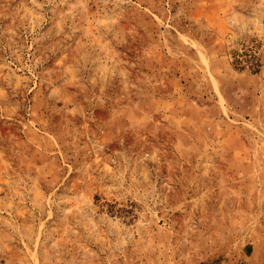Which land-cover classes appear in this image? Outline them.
Here are the masks:
<instances>
[{
	"label": "rangeland",
	"instance_id": "rangeland-1",
	"mask_svg": "<svg viewBox=\"0 0 264 264\" xmlns=\"http://www.w3.org/2000/svg\"><path fill=\"white\" fill-rule=\"evenodd\" d=\"M262 262L264 0H0V264Z\"/></svg>",
	"mask_w": 264,
	"mask_h": 264
},
{
	"label": "crops",
	"instance_id": "crops-1",
	"mask_svg": "<svg viewBox=\"0 0 264 264\" xmlns=\"http://www.w3.org/2000/svg\"><path fill=\"white\" fill-rule=\"evenodd\" d=\"M251 258H252V256H251ZM251 261H253V259H251ZM262 263H264V262H262Z\"/></svg>",
	"mask_w": 264,
	"mask_h": 264
}]
</instances>
